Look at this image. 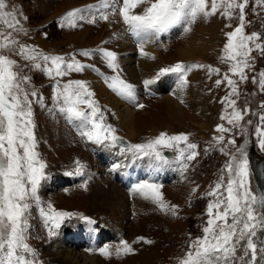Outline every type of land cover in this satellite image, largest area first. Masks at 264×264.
<instances>
[{"label":"rangeland","instance_id":"374dc122","mask_svg":"<svg viewBox=\"0 0 264 264\" xmlns=\"http://www.w3.org/2000/svg\"><path fill=\"white\" fill-rule=\"evenodd\" d=\"M97 2L98 0H7L9 8L14 7L23 31L9 30L0 22V31H11L18 44L66 59L75 56L76 60L100 69V72H96L85 68L82 72H70L64 77L48 76L43 70V61H28L14 52L5 51V54L18 61L17 70L22 75L30 77V80L25 82L26 89L35 90L37 93L36 97L29 96V99L33 101L32 120L35 126L36 150L47 165L45 171L48 179L42 181V187L38 189L43 206L46 207L47 203L51 202L57 210L82 214L95 221L89 225L77 215L67 219L56 230V235L49 236L48 226L34 205L29 217L28 243L37 250L38 259L42 264L81 263L80 261L66 263L55 259L58 250L54 248L57 242L54 236L61 238L62 234L67 236L65 242L67 246L63 249L62 255H69V250H86L92 255H97L100 264H177V257L183 256L187 251L186 242L202 234V227L208 219L206 206L210 199L205 193L217 181L220 169L228 159L218 151L219 146H214L213 136L219 135L215 130L218 123L230 127L226 121L220 119L224 110L221 98L227 95L230 89L226 81L219 87L215 85V81L222 79L224 73L232 76L229 64L222 62L220 57L227 42L225 33L234 30L239 24L238 10L231 20L222 17L219 12L208 18H198L190 26L189 32H184L182 27H175L168 33L161 34L156 42L145 44L144 49L150 55L142 56L137 41L134 42L135 38H130L131 35L126 31V25L118 13L116 15L110 13L108 20L97 18L95 23L77 20L76 27H69L63 19L73 9H83L86 5ZM145 6L141 5L135 11L141 12ZM245 13L246 20L251 22L246 24L245 32H259L264 40V6L256 5L255 0H249ZM96 15L98 17L99 13ZM9 22H12L11 19ZM201 43L207 44V49L195 53ZM97 48L117 53L121 77L136 85L135 103L120 97L105 83V77L115 73L108 68L101 55L93 54L88 57L80 55L82 50ZM179 52L182 53L181 56ZM252 55L255 60L252 67L246 69L248 80L241 82L236 76L232 78L238 81L240 90L238 105L250 109L245 120L255 121L257 117L253 116L252 112L259 110L261 102H264V92L259 91L258 85L252 82V77L254 75L258 77V73L264 70V55L258 51H253ZM153 56L155 59L150 58ZM35 62L42 64L41 69L32 66ZM177 62L211 65L219 68L220 73H214L209 78L206 69H193L188 74V86L183 90L178 88L176 75L169 73L170 76L173 75L168 84L172 90L164 92L166 89H159L160 93L157 92L154 83L149 88L154 85L151 89L156 91L147 90L143 80L139 82L136 80H139L143 68H148L153 78L160 68ZM167 78L160 77L158 86L162 88ZM57 80L61 84L68 80L86 81L94 93L93 98L104 111L107 122L112 124L117 129V134L128 142L140 143L162 131L169 134L184 132L189 135L190 141L198 144L199 155L193 161H188V169L182 172L175 163L152 168L147 159L132 162L130 158L125 159L119 155L118 148L108 149L84 140L55 104L54 89ZM38 98H42L43 103H37ZM138 104L144 107H137ZM130 110L134 111L132 120H128ZM236 132L237 130H233V133L226 134V139L228 135H234L237 145L243 144L245 137L237 135ZM248 132V150L253 140L257 151L264 155L252 134L254 127L249 126ZM227 147L229 151H234L233 146ZM172 152L173 156L170 159H174L176 155L174 151ZM113 157L116 158V162H123V166L116 172L125 170L130 164L134 165L133 169H128V177H132L129 178V182L119 174L116 175V180L113 178L109 166L116 163ZM77 159L86 166L85 175H67L68 172L74 171ZM145 166L148 170L143 168ZM98 175L110 181L114 180L118 189L122 191L121 196L116 195V199H109L106 192L105 194L101 192V188L109 190L110 181L106 178L103 180ZM156 176L159 178L158 181L154 179ZM98 179L99 181H96ZM138 180H149L161 185L160 191L164 201L169 207L177 206L176 214L160 210L151 198L136 193L129 194L127 183L132 181L136 183ZM85 181L87 187H81ZM252 185L257 186L254 176ZM123 193L128 195L124 197ZM85 230L91 233L89 238L86 237L91 246L89 248L87 241L82 237ZM72 237L79 247L74 246L73 242L70 243ZM139 237L144 239L138 240ZM121 239L131 244L134 250L132 253L119 256L115 254L114 248L119 245ZM261 239H264V236ZM105 244L113 250L109 257L101 255L98 251ZM94 247L97 250L93 249Z\"/></svg>","mask_w":264,"mask_h":264},{"label":"snow or ice","instance_id":"6c2138e0","mask_svg":"<svg viewBox=\"0 0 264 264\" xmlns=\"http://www.w3.org/2000/svg\"><path fill=\"white\" fill-rule=\"evenodd\" d=\"M255 4L264 6V0H255ZM141 5L146 6L141 12H136L135 9ZM248 5L249 0H98L96 4L86 5L83 9H73L63 19L69 27H76L77 20L95 23L97 18L108 20L110 13H118L126 25V31L137 41L140 55L149 56L144 45L156 42L161 34L175 27H182L184 32H189L190 26L198 18H208L217 12L231 20L238 10L239 24L234 30L225 33L227 42L220 59L229 64L232 76L242 82L248 80L246 69H250L255 60L253 51L264 55L261 33L245 32L246 24L251 23L246 20L245 9ZM10 19L12 22H9ZM0 22L9 30L23 31L14 7L10 9L7 0H0ZM5 51L14 52L28 61H43V70L48 76L64 77L70 72H82L85 68L96 72H100V69L76 60L75 56L66 59L59 55L44 54L35 48L18 44L11 31H0V264H42L37 250L28 243L29 217L34 205L48 226L49 236L56 235V230L67 219L77 215L89 225L95 221L82 214L57 210L51 202L43 206L38 189L41 182L48 179L45 171L47 165L36 150L33 101L29 99V96L36 97L37 93L26 89L25 82L30 77L17 70L18 61L5 54ZM93 54L101 55L108 68L115 73L105 77L108 87L125 100L135 103L136 85L121 77L117 53L105 48L80 52L85 57ZM150 58L155 59L154 56ZM32 66L41 69L42 64L35 62ZM193 69H206L209 78L214 73H220L219 68L211 65L177 62L160 68L156 76L145 79L143 84L148 87L160 77L172 73L177 77L178 88L183 90L188 86V74ZM232 76L224 73L222 79L215 81L217 87L226 81L230 89L221 98L224 110L220 116L221 121H226L230 127L218 123L215 130L219 135L213 136L214 146H219L218 151L228 159L220 169L217 181L205 193L210 199L206 206L208 219L202 227V234L186 242L187 251L177 257V264H264V239H261L264 236V187L252 185V177L264 176V168L252 166L247 139L249 126H253L252 134L258 141V147L264 151V102H261L259 110L252 112L257 117L255 121L245 120L250 109L238 105L240 90L238 81ZM252 82L258 85L260 92H264V70L258 73V77L254 75ZM54 91L59 112L74 125L81 138L108 149L118 148V154L125 159L130 158L132 162L147 159L152 168L175 163L183 172L189 167L187 162L199 155L198 144L190 141L189 135L184 132L169 134L162 131L140 143L124 141L117 134V129L107 122L104 111L93 98L94 93L86 81L68 80L61 84L57 80ZM36 102L43 103V100L38 98ZM137 107L144 106L138 104ZM233 130L245 137L243 144L237 145L234 135H228L226 139V134L233 133ZM228 145L233 146L234 151H229ZM165 150L174 151V159L166 156ZM75 165L74 171L67 175L84 176L86 166L79 159ZM122 166L123 162L114 163L112 169L117 170ZM81 187L86 188L87 181ZM160 188L161 185L155 182L143 180L133 185L132 191L151 198L160 210L175 215L177 206L169 207ZM98 251L105 257L113 254L107 244ZM133 251L131 244L123 239L114 248L117 256Z\"/></svg>","mask_w":264,"mask_h":264},{"label":"bare ground","instance_id":"6f19581e","mask_svg":"<svg viewBox=\"0 0 264 264\" xmlns=\"http://www.w3.org/2000/svg\"><path fill=\"white\" fill-rule=\"evenodd\" d=\"M202 44V45H201ZM200 44V46L198 47V50L197 51H195V53H201V52H204L206 49H207V44H203V43H201ZM179 55L181 56L182 55V53H180L179 52ZM179 57V56H178ZM141 74H140V77H139V80L138 79H136L138 82L139 81H144L145 79H151V72H150V70L148 69V68H143V69H141V72H140ZM165 76H167L168 78L165 80V82H166V84H164L163 85V87H167V88H161V87H159L158 86V81L159 80H156L155 81V87L157 88V92H159V89H162V90H164V89H166V91H164V92H169V91H171L172 90V87L171 86H168V84H169V79L170 78H172L173 77V75L172 76H170L169 74H167V75H165ZM150 86V85H149ZM149 86L148 87H146V88H148V89H151L154 85H152V87L151 88H149ZM163 92V93H164ZM160 93V92H159ZM132 116H134V111H132V110H130V114H128V120H132ZM76 138V137H75ZM114 158V157H113ZM115 159V162H116V158H114ZM116 163H121L120 161H117ZM112 165L113 164H110L109 166H111V170H112V176H114L115 178H116V175L117 174H119V176L120 177H122L123 179H127L128 180V182H129V178H132V177H128V169L129 168H132L133 169V166L134 165H129L125 170H122V171H118V172H116V170H113L112 169ZM137 168V165H136V167H135V169ZM145 170H148V168L145 166V167H143ZM165 174V173H164ZM164 174H162V175H164ZM92 175V174H91ZM100 175H98V177H99ZM130 176V175H129ZM96 177H97V175H96ZM128 177V178H127ZM157 177V178H156ZM154 179L156 180V181H158V176H156ZM100 178L101 179H103V180H109L108 178H104V177H102V176H100ZM149 178V177H148ZM97 179V178H96ZM110 179H112L111 177H110ZM94 180V179H93ZM96 181H99V179L98 180H96ZM102 181V180H101ZM110 181V180H109ZM103 182V181H102ZM101 182V183H102ZM124 182V181H123ZM133 183H134V181H132ZM127 183L126 181H125V183H127L128 184V186H127V190H130L128 193L130 194V193H134L133 191H132V187H133V185H135L136 183H138V182H140L139 180L136 182V183ZM99 183V182H98ZM103 183H105V181L103 182ZM124 183V184H125ZM97 184V183H96ZM107 184V183H106ZM43 185V184H42ZM98 186H100V188H101V184H99ZM42 187V186H41ZM90 187V186H89ZM108 187V186H107ZM101 192H104V194H105V192H106V194H107V196H108V198L109 199H116V195L119 197V196H121V194H122V191L121 190H119L118 189V187H117V185H116V183L114 182V180H112V181H110V184H109V190L107 191H105L104 189H102L101 188ZM97 193H98V191H97ZM128 194H126V193H123V196L124 197H126ZM97 196V195H96ZM102 197V196H101ZM84 198V197H83ZM103 198V197H102ZM105 199V198H104ZM111 212H115V211H111ZM95 234H97V232H94ZM100 235V234H99ZM88 236H91V233H89V231L88 230H85V233H83V239L85 240V241H87L86 240V237H88ZM53 238V237H52ZM54 238L55 239H57V242H56V244H55V246H54V248L56 249V250H58V253H57V257H55V259L56 260H58V261H63V262H66V263H68V262H75V263H78V261H80L81 263L80 264H100L99 263V260H98V256L97 255H92V253H90V252H88V251H86V250H83V251H78V250H69L68 252H69V255H62V251H63V249L67 246L66 244H65V242H66V238H67V236L66 235H64V234H62V237L60 238V237H57V236H54ZM62 240V241H61ZM72 240V241H71ZM70 240V243H72L73 242V245L74 246H78V244L76 243V241L74 240V237H72V239ZM99 240H100V236H99ZM93 241V240H92ZM92 241L90 242V244L92 243ZM96 241V240H95ZM74 243H76V244H74ZM80 243V242H79ZM87 243V247L89 248L90 246H89V244H88V241L86 242ZM99 241L98 242H96V245H97V248L99 247ZM94 244V243H93ZM57 245V246H56ZM79 247V246H78ZM76 249V248H75ZM53 254V256H55V254H54V252L52 253ZM77 256V260H75V257ZM65 260V261H64ZM101 261V260H100Z\"/></svg>","mask_w":264,"mask_h":264},{"label":"water","instance_id":"95a60500","mask_svg":"<svg viewBox=\"0 0 264 264\" xmlns=\"http://www.w3.org/2000/svg\"><path fill=\"white\" fill-rule=\"evenodd\" d=\"M249 157L254 168H264V155L259 153L256 149V144L252 140L249 147ZM257 186L264 187V176H254Z\"/></svg>","mask_w":264,"mask_h":264}]
</instances>
